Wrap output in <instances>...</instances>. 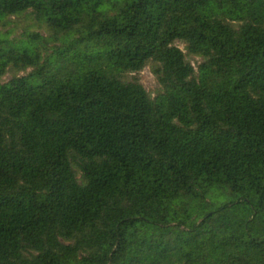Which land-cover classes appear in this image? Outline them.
Masks as SVG:
<instances>
[{"label":"trees","instance_id":"16d2710c","mask_svg":"<svg viewBox=\"0 0 264 264\" xmlns=\"http://www.w3.org/2000/svg\"><path fill=\"white\" fill-rule=\"evenodd\" d=\"M12 18L0 264H264V0H0Z\"/></svg>","mask_w":264,"mask_h":264},{"label":"rangeland","instance_id":"374dc122","mask_svg":"<svg viewBox=\"0 0 264 264\" xmlns=\"http://www.w3.org/2000/svg\"><path fill=\"white\" fill-rule=\"evenodd\" d=\"M28 24H29V21L23 20L21 18H12L10 23L8 25H6V27L0 26V30L4 31L7 29L8 31L11 32L13 37L20 38V37H22L24 30H26L28 28ZM41 35L45 36V33L41 32ZM176 45L179 46L181 49H183L182 43L177 42ZM197 61H200V59L191 60L192 65L195 68H196ZM25 73H26V71H21L17 75L23 76V75H25ZM11 77H12V73L7 72L1 80L3 82H6V81L10 80ZM139 79H140V82L142 83V85L144 86V88L150 93L151 96H153L157 87H158V84H157L155 78L153 77V75L151 74V71L148 67L144 68L140 72Z\"/></svg>","mask_w":264,"mask_h":264}]
</instances>
